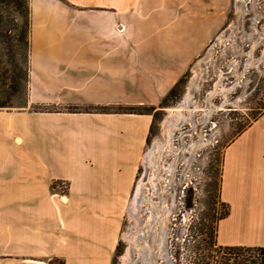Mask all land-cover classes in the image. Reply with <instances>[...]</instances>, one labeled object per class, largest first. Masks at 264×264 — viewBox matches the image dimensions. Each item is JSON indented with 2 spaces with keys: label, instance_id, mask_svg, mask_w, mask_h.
Returning <instances> with one entry per match:
<instances>
[{
  "label": "crops",
  "instance_id": "obj_1",
  "mask_svg": "<svg viewBox=\"0 0 264 264\" xmlns=\"http://www.w3.org/2000/svg\"><path fill=\"white\" fill-rule=\"evenodd\" d=\"M231 1L28 0L26 106L0 109V264H111L152 118L117 107L156 106ZM218 197L216 243L264 246V111L223 147Z\"/></svg>",
  "mask_w": 264,
  "mask_h": 264
},
{
  "label": "rangeland",
  "instance_id": "obj_2",
  "mask_svg": "<svg viewBox=\"0 0 264 264\" xmlns=\"http://www.w3.org/2000/svg\"><path fill=\"white\" fill-rule=\"evenodd\" d=\"M241 5L238 11L236 0L231 1L222 26L191 61L175 92L150 111L111 264H123L129 249L127 264H199L201 248L215 241L216 221L227 209L218 197L223 147L264 111V0H242ZM0 33V102H6L0 109L22 108L28 0H0ZM190 85L194 90L187 103ZM165 119L172 122L170 138L163 132ZM150 148L146 166L142 158ZM140 181L150 199L139 207L142 222L132 215Z\"/></svg>",
  "mask_w": 264,
  "mask_h": 264
},
{
  "label": "trees",
  "instance_id": "obj_3",
  "mask_svg": "<svg viewBox=\"0 0 264 264\" xmlns=\"http://www.w3.org/2000/svg\"><path fill=\"white\" fill-rule=\"evenodd\" d=\"M181 80L182 77L179 78V80L172 86V88L167 92L166 96L172 95L175 92V89L179 84V82H181ZM5 104H6L5 101L0 102V106H5ZM153 108L154 107L151 105L149 106L132 105V106L117 107V110L123 112H134V113H150V111ZM65 109L68 111H75L78 110L79 107L75 105H69L66 106ZM83 109L108 111L111 110V107L91 106V107H84ZM260 114L261 112H259L257 115H254L252 120L256 119ZM226 212L227 209L220 217L224 216ZM220 217H218V219ZM214 235H215V230H214ZM198 261L199 264H264V246L218 245L215 243V241L214 242L210 241L204 244V246L201 248L198 256Z\"/></svg>",
  "mask_w": 264,
  "mask_h": 264
},
{
  "label": "bare ground",
  "instance_id": "obj_4",
  "mask_svg": "<svg viewBox=\"0 0 264 264\" xmlns=\"http://www.w3.org/2000/svg\"><path fill=\"white\" fill-rule=\"evenodd\" d=\"M242 0H236V8L238 11H240L242 5ZM122 27V26H121ZM195 76V75H194ZM194 90V87L193 85H190V87L188 88L187 90V93L185 94V99H186V102L188 103L189 102V99H190V95L192 94ZM185 103V102H184ZM183 105V103H179L178 105H176V107H174V109H180V107ZM185 109V108H184ZM183 109V110H184ZM182 111V109H181ZM210 111H206L207 114H209ZM172 124V122L169 120V119H165L164 122H163V132H164V135L167 136V138H170V125ZM18 142V141H17ZM155 145V144H154ZM195 149V148H194ZM193 149V150H194ZM151 148L150 150L146 153L145 152V155L144 157L142 158L143 162L145 163V165L147 166L148 162L151 161L150 160V156H151ZM193 152V151H192ZM171 172V171H170ZM172 174V173H171ZM155 179L156 178H153V181H154V184H155ZM141 186H142V182L140 181L139 183H137V187H136V192H134V197H133V201H132V206H133V212H132V215L133 217H135L137 220H139L140 222L141 219H140V216L138 214V210H139V207L142 205L143 203V200L145 199H149V197L147 196H144L142 194V190H141ZM131 206V205H130ZM151 211L153 212L152 215L154 214V211L151 209ZM154 216V215H153ZM138 221V222H139ZM164 233V232H163ZM163 241V240H161ZM128 256H131V252H130V249L127 253V256L125 255L124 258H123V264H127V261H128Z\"/></svg>",
  "mask_w": 264,
  "mask_h": 264
}]
</instances>
